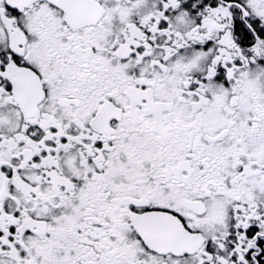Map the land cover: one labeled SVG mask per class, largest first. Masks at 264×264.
<instances>
[{
    "label": "snow or ice",
    "instance_id": "6c2138e0",
    "mask_svg": "<svg viewBox=\"0 0 264 264\" xmlns=\"http://www.w3.org/2000/svg\"><path fill=\"white\" fill-rule=\"evenodd\" d=\"M0 264H264V0H0Z\"/></svg>",
    "mask_w": 264,
    "mask_h": 264
}]
</instances>
